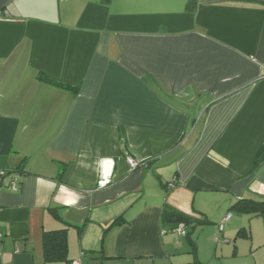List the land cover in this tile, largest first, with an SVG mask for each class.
<instances>
[{"label":"crops","instance_id":"obj_1","mask_svg":"<svg viewBox=\"0 0 264 264\" xmlns=\"http://www.w3.org/2000/svg\"><path fill=\"white\" fill-rule=\"evenodd\" d=\"M188 1L0 0V264H191L165 205L215 241L246 227L231 207L264 200V0ZM64 229L67 260L45 261Z\"/></svg>","mask_w":264,"mask_h":264},{"label":"rangeland","instance_id":"obj_2","mask_svg":"<svg viewBox=\"0 0 264 264\" xmlns=\"http://www.w3.org/2000/svg\"><path fill=\"white\" fill-rule=\"evenodd\" d=\"M233 214L240 213L235 211ZM244 218V225L250 231V236L238 235L239 226L235 231L224 232L221 240L215 241L212 239L214 232H208L212 225H204L203 231L201 227L197 232L192 229L195 247L183 238L182 254L178 256V260L187 259L191 264H264V217L249 218L247 215ZM238 220V217H235L232 222Z\"/></svg>","mask_w":264,"mask_h":264},{"label":"trees","instance_id":"obj_3","mask_svg":"<svg viewBox=\"0 0 264 264\" xmlns=\"http://www.w3.org/2000/svg\"><path fill=\"white\" fill-rule=\"evenodd\" d=\"M197 2L198 0H189L187 4L188 9H195L197 6ZM38 78L41 81L61 88L71 89L74 91H77L79 89V86H75L74 84L61 81L47 74L40 73ZM139 165L140 162L138 166ZM231 210L246 213L251 217H264V200L244 198L234 203L231 207ZM162 218L163 222L170 226L172 230H174L176 226H178L180 223H184L186 228L191 227V230L187 232V236L189 238H191L192 229L195 228L196 225L207 222L206 220L195 221L187 214L180 212L179 210H176L170 207L169 205H165ZM241 234L250 236L249 230L246 227H243L238 230V235ZM43 247L45 261L67 260L66 229L56 231H45L43 233Z\"/></svg>","mask_w":264,"mask_h":264},{"label":"built area","instance_id":"obj_4","mask_svg":"<svg viewBox=\"0 0 264 264\" xmlns=\"http://www.w3.org/2000/svg\"><path fill=\"white\" fill-rule=\"evenodd\" d=\"M61 1H64V0H61ZM128 162H129V164H130V166H131L132 169L136 168V167L138 166V164H139V161L136 160V159L133 158V157H129V158H128ZM4 173H5L4 171L1 172L2 175H3ZM108 183H109L108 180L100 179V180L98 181V187H99V188H104L105 186H107ZM174 184H175V183L172 182V183L170 184V186H174ZM19 186H20L19 179H18V178H14V179L12 180V182H11V188H12L13 190H17V189L19 188ZM231 217H232V214L229 213V214L224 218V220L222 221V223L225 222V221H228ZM222 227H223V225L221 224V229H222ZM174 231H175L177 234L181 235V236H185V235H187V228H186V226H185L184 223H180L178 226H176V228L174 229ZM1 236H2V234L0 233V237H1ZM71 264H82V262H81L80 259H75V260H73V261L71 262Z\"/></svg>","mask_w":264,"mask_h":264}]
</instances>
